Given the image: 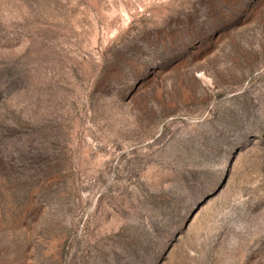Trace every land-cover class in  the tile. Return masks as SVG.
Instances as JSON below:
<instances>
[{
	"label": "rangeland",
	"instance_id": "374dc122",
	"mask_svg": "<svg viewBox=\"0 0 264 264\" xmlns=\"http://www.w3.org/2000/svg\"><path fill=\"white\" fill-rule=\"evenodd\" d=\"M0 264H264V0H0Z\"/></svg>",
	"mask_w": 264,
	"mask_h": 264
}]
</instances>
